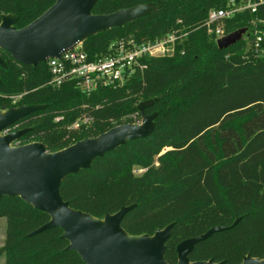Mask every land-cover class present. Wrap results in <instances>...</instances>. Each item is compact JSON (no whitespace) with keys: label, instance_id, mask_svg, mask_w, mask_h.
Here are the masks:
<instances>
[{"label":"trees","instance_id":"trees-1","mask_svg":"<svg viewBox=\"0 0 264 264\" xmlns=\"http://www.w3.org/2000/svg\"><path fill=\"white\" fill-rule=\"evenodd\" d=\"M55 2L0 0V24L12 16L14 27L23 29ZM228 2L99 0L95 15L146 5L154 11L89 37L82 50L91 59L107 55L123 40L145 43L172 33L180 39L173 56L147 57L143 72L90 93L73 80L55 87L45 63L23 65L0 50L5 63L0 66V112L42 107L9 128L11 133L27 130L12 147L35 142L56 153L114 127L139 125L141 103L145 115H155L148 137L128 141L66 177L60 194L73 210L100 220L132 208L121 224L130 236L151 237L173 224L166 243L168 264H177L178 244L213 227L226 229L197 243L191 263L264 259V60L248 51V40L264 34V0L255 12L245 10L222 23L225 35L247 32L220 50L207 19ZM0 219L6 220L0 247L4 264H84L67 249L61 229L29 236L50 217L21 198L1 197Z\"/></svg>","mask_w":264,"mask_h":264},{"label":"water","instance_id":"water-1","mask_svg":"<svg viewBox=\"0 0 264 264\" xmlns=\"http://www.w3.org/2000/svg\"><path fill=\"white\" fill-rule=\"evenodd\" d=\"M99 0H56L35 21L23 29L14 27L17 19L4 16L0 24V50L23 65L36 67L48 58L59 57L66 50L82 44L98 33L119 28L154 11L153 6H137L108 15H95ZM247 29L232 32L216 44L220 50L235 45ZM0 66L5 63L0 58ZM146 104H140L141 125L126 124L114 127L95 139H85L62 151L49 153L40 143L12 147L13 141L27 130L2 135L26 115L42 107H21L0 112V198L19 197L36 210L46 213L50 220L29 234L59 228L62 238L69 242L68 250L76 252L84 264H168L165 261L166 243L172 236L173 224L157 230L153 236H130L121 227L126 212L123 208L103 220L73 210L60 194L62 181L92 162L115 151L128 141L148 137L154 130L155 115L144 114ZM224 227H213L207 233L177 245V264H224L189 261L194 246ZM124 235L133 238L126 239ZM140 238V239H139ZM138 239V240H136ZM242 264H264V259L247 256Z\"/></svg>","mask_w":264,"mask_h":264},{"label":"built area","instance_id":"built-area-1","mask_svg":"<svg viewBox=\"0 0 264 264\" xmlns=\"http://www.w3.org/2000/svg\"><path fill=\"white\" fill-rule=\"evenodd\" d=\"M262 2L263 0H229L225 9L211 10L207 19L209 32H213L217 40L221 39L226 36L222 28L225 20L245 10L255 12ZM179 39L176 33H172L145 43L123 40L111 45L107 55L94 59L89 58L82 50V44H78L59 57L48 58L45 64L51 75V85L59 87L66 81L73 80L83 92L90 93L100 86L123 83L143 72V60L147 57L173 56ZM248 51L255 58L264 60V34L248 40ZM87 122L88 119L83 121ZM79 125L80 122H77L73 127L78 128ZM9 133L8 128L2 135Z\"/></svg>","mask_w":264,"mask_h":264},{"label":"rangeland","instance_id":"rangeland-1","mask_svg":"<svg viewBox=\"0 0 264 264\" xmlns=\"http://www.w3.org/2000/svg\"><path fill=\"white\" fill-rule=\"evenodd\" d=\"M143 104V103H141ZM143 122V119H141L139 125H141ZM35 143V142H32ZM29 143V144H32ZM135 174L136 175H141L142 174V170H135ZM5 227H6V220L5 219H0V247H2L4 240H5ZM0 264H4V259L0 258Z\"/></svg>","mask_w":264,"mask_h":264},{"label":"bare ground","instance_id":"bare-ground-1","mask_svg":"<svg viewBox=\"0 0 264 264\" xmlns=\"http://www.w3.org/2000/svg\"><path fill=\"white\" fill-rule=\"evenodd\" d=\"M123 236L126 238V239H129V240H132L133 238H131V237H129L128 235H124L123 234ZM140 239V238H139ZM136 240H138V239H136Z\"/></svg>","mask_w":264,"mask_h":264}]
</instances>
